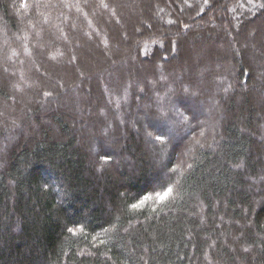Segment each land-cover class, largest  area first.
Instances as JSON below:
<instances>
[{
	"label": "trees",
	"instance_id": "1",
	"mask_svg": "<svg viewBox=\"0 0 264 264\" xmlns=\"http://www.w3.org/2000/svg\"><path fill=\"white\" fill-rule=\"evenodd\" d=\"M0 264H264V0H0Z\"/></svg>",
	"mask_w": 264,
	"mask_h": 264
},
{
	"label": "snow or ice",
	"instance_id": "2",
	"mask_svg": "<svg viewBox=\"0 0 264 264\" xmlns=\"http://www.w3.org/2000/svg\"><path fill=\"white\" fill-rule=\"evenodd\" d=\"M158 139H159V137H158ZM134 207H136V205H134Z\"/></svg>",
	"mask_w": 264,
	"mask_h": 264
}]
</instances>
